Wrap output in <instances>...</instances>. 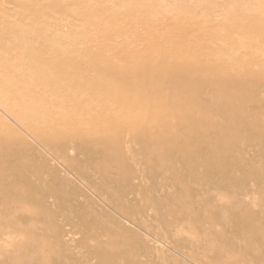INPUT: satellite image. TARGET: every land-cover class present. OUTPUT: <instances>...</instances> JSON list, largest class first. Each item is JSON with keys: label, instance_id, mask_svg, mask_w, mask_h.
I'll use <instances>...</instances> for the list:
<instances>
[{"label": "rangeland", "instance_id": "rangeland-1", "mask_svg": "<svg viewBox=\"0 0 264 264\" xmlns=\"http://www.w3.org/2000/svg\"><path fill=\"white\" fill-rule=\"evenodd\" d=\"M0 93V264H264V0H0Z\"/></svg>", "mask_w": 264, "mask_h": 264}, {"label": "bare ground", "instance_id": "bare-ground-1", "mask_svg": "<svg viewBox=\"0 0 264 264\" xmlns=\"http://www.w3.org/2000/svg\"><path fill=\"white\" fill-rule=\"evenodd\" d=\"M19 5H21V4H19ZM22 5H21V7H22ZM25 6H27V5H25ZM37 49H39V47H37ZM53 53H55V52H53ZM36 56H35V58H37ZM155 61H156V59H154V58L150 59V63H152L151 66H153V64H155ZM49 88L50 87H47V89H46L47 92L52 91L53 87L51 89H49ZM6 92H8L7 89H6ZM9 92H11V91H9ZM2 96H3V93H0V98ZM9 103H10L9 101H4V102H0V105L7 108L9 106ZM27 109L28 108H25V106H24L23 109L16 110L13 112V114L19 119L20 124L23 126V128H25L33 136V138L40 140V142L45 141L47 144H49L53 137L46 135L45 128H47L49 126L51 128H53V127L50 124V121L48 120L47 116L43 113H40V111H38L37 109H35V110L34 109L33 110L28 109L27 110ZM53 109H54V111H57V112L65 110V109H67V104L65 103V101L62 103H59V104H55L53 106ZM48 124H50V125H48ZM53 129H55V128H53ZM63 130H67V129L64 128ZM122 132L131 133V134H138L140 131H135V130H133V128L125 127ZM18 169L21 170V168H18Z\"/></svg>", "mask_w": 264, "mask_h": 264}]
</instances>
